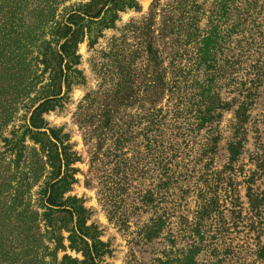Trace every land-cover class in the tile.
<instances>
[{
	"label": "trees",
	"instance_id": "16d2710c",
	"mask_svg": "<svg viewBox=\"0 0 264 264\" xmlns=\"http://www.w3.org/2000/svg\"><path fill=\"white\" fill-rule=\"evenodd\" d=\"M68 1L71 0H0V140L14 156L7 163L0 152V264H100L101 258L110 252L108 243L100 239L97 226L87 225L90 210L85 208L82 199L64 198V193L77 181L78 169L72 165L80 161V156L72 149L69 134H62L59 128L44 129L42 114L60 105L65 99V90L76 82L74 77L82 75L74 68L80 60L78 43L86 35L89 46L97 42L99 33H91L94 22L113 26L117 18V12L113 11L120 0H89L65 7L62 20H57L58 8ZM122 3L119 8H138L137 0ZM196 3V0H168L167 10L162 15L160 36L172 33L177 40L181 36L191 43L190 55L187 43L176 56L175 49L171 83L165 80V68L152 75L151 86L146 83L149 68L153 67L151 35L155 32L152 23L156 15L153 4L149 16L131 27V31L136 32L137 42L127 55V67L133 66L131 75H127V122L115 116V109H108V105L119 98L113 97L115 100L96 111L92 91L86 93L74 114L90 156L89 171L105 172L108 182L99 190L105 205H109L115 192H121L127 196V218L134 219L158 205L153 197H162L163 214L151 215L138 226L147 239L161 235L167 221L166 210L174 212L187 204L193 181L205 182L203 177L209 172L207 161L213 159L219 142L225 140L229 162L238 158L247 133V106L256 99L264 83V0H214L208 19L209 31L201 36L197 35V19L191 14ZM111 12L108 22H102L103 16ZM98 17L101 19L96 20ZM234 17L235 22L226 28L227 36L239 34V37L225 48L228 54L222 60L216 57L218 47L221 50L218 30ZM25 21L29 24L24 31L29 32L28 35L18 31ZM179 46L178 43L177 48ZM218 65L221 70H227L225 74L216 68ZM201 67L217 69L213 71L214 81L219 82L220 90L212 88L213 80H208L209 86L198 87L195 80L188 82L192 72ZM129 79H132L131 84ZM155 83L161 95L170 91L168 109L155 111L146 107L144 91ZM21 108H26L24 115L26 118L29 115L28 122L20 126V130L12 131L10 138L2 136ZM228 112L233 118L224 138L218 124ZM27 136L32 145L25 143ZM179 143L197 147L191 160H177L181 157ZM141 160L154 170L155 180L146 188L133 183L135 164ZM229 167L225 168L229 169L228 177L234 173V168L230 164ZM224 172L211 171L218 176L216 187L221 186ZM93 180H86L85 185L96 189L98 186H94ZM35 184L39 187V197L35 205H31L29 192ZM202 186L200 191L209 187ZM172 191L179 194L175 201L166 199V194L174 196ZM215 191L208 189L209 196L199 194L198 207L208 206L216 213L219 203ZM255 197L252 190L247 189L252 208H255ZM178 218L185 226V238L193 240L196 225L190 226L188 218L181 214ZM63 229L69 232L68 247L80 252L83 259L64 254L58 262L56 252L65 248ZM50 243L54 244L53 248Z\"/></svg>",
	"mask_w": 264,
	"mask_h": 264
},
{
	"label": "rangeland",
	"instance_id": "374dc122",
	"mask_svg": "<svg viewBox=\"0 0 264 264\" xmlns=\"http://www.w3.org/2000/svg\"><path fill=\"white\" fill-rule=\"evenodd\" d=\"M88 1L71 0L61 5L57 11V20H62L65 7L71 8L78 3H87ZM196 1V7L192 8L191 14L197 19L199 28L197 35L201 36L209 31L208 19L211 16L214 0ZM122 2L124 0H120L113 11L117 12V18L113 26L106 27L103 24L102 26L100 21L91 25L93 28L95 27L91 30V33L93 35L99 33L97 42L93 46H89L87 35L78 43L77 54L80 55V60L74 68L81 71L82 79L80 75H76L74 77L76 82L71 84L69 90H65V99L62 100L61 104L42 114L45 123L44 129L59 128L62 130V134H69V143L80 156V161L72 165L78 169L75 174L77 181L64 193V198L76 196L82 199L85 208L90 210L87 225L93 223L97 226L101 235L100 239L108 243L110 250L108 254L101 258L100 264H264V83L259 87L255 96L256 99L252 101L250 106H247V133L240 146L238 158L234 159V162H229L225 150V140L223 139L215 147L213 159L207 161L209 162L207 164L209 172L203 177L205 180L203 184L209 185V190H216L214 194L217 196L219 203L216 213L211 212L208 206H204L205 209L198 207L201 200L199 194L209 196L210 193L205 187L200 191L203 187L202 181L194 179L187 204L183 208H176L174 212L166 210L164 216H166L167 221L165 226L162 227L161 235L158 238L147 239L143 236L144 233L139 231L138 226L151 215L156 217L163 214L162 197L159 195L153 197L154 202H157L158 205L155 208L152 207V210L148 211L147 214L134 219L127 218V196H124L123 193L115 192L109 205H105L101 199L99 190L102 185H107L108 181L104 177L105 172L99 173L95 169L89 171L90 156L87 147L83 144L79 127L74 120V114L80 102L86 93L92 91V95L95 97L94 109L97 111V108H105V105L111 103V100L119 98L115 100L116 103L109 104L108 109H115V116L127 122V75H131L133 69L130 64L127 67V55L130 49L135 48L137 42L136 32H132L131 27L149 16V10L153 4L156 14L152 23L155 32L151 35L154 49L153 67L149 68L146 83L151 86L152 75L155 76L156 71L159 72L163 68L167 72H165V80L170 82L171 73L173 72L172 57L175 49L177 50L176 56L184 43H187V52L189 55L191 52V43L186 42V38L180 36L177 40L172 33H168L166 36L159 35L158 28L162 22V15L167 10L168 0H137V9L127 6L123 9L119 8L123 4ZM198 5L200 8L199 13H197ZM113 12L106 15V17L103 16L102 22L107 23V17L111 16ZM101 17L96 20H100ZM234 20H236L235 17L229 19L218 30L219 37H221L219 39L221 40V50L218 47L216 57H221L222 60L228 54L227 47L232 46L233 40L239 37V34L227 36L228 30L226 28L232 22H235ZM28 26V22L25 21L24 25L19 28V33L28 35L29 32H24L27 31ZM178 43L180 46L177 48ZM143 62L142 60L141 67ZM218 63L222 64L221 60ZM143 67L145 66L143 65ZM216 68L219 69V65ZM217 69L205 70L203 67L198 68L197 71L192 72V78L189 77L188 82L195 80L197 87L209 86L208 80H215L213 71ZM221 71L225 74L227 70ZM131 80L129 79L130 84ZM156 80L161 85L160 78ZM217 84L219 82L214 81L211 86L215 90H220ZM160 92L156 83L152 84L148 91H144V100L147 102L146 107L155 111L170 107L171 100L169 98L172 96L170 91H165L163 95ZM37 104L38 102L35 103L34 107ZM154 110H151V112H154ZM26 113V108L19 109L13 115L7 128L4 129L2 136L10 138L12 131L20 130V126L28 122L29 115L26 118V115H24ZM111 114L113 112H110ZM232 118V113L228 112L223 114L220 119L218 126L223 131L224 138L227 135V127ZM25 143L32 145V141L28 136ZM178 146L181 150L179 156L182 157V160L181 157H178L177 160L179 162L183 160L186 162L187 159L191 160L197 147L193 148L186 145V143H179ZM0 152L3 153L7 163L13 160L14 156L7 150L2 140H0ZM124 152L127 153V149H124ZM163 154L164 151L161 152V156ZM99 158L102 159V156L100 155ZM229 164L234 168V173H231L230 177L226 172L229 169H225L226 167L230 168ZM105 168L108 169V167ZM152 168L153 166L148 163L145 164L143 160L137 162L135 164L134 186L139 188L150 186L151 182L155 180ZM222 170L225 171L222 175L223 178L221 177L223 181L221 186L216 187L219 182L217 181L218 176L212 175L211 171L219 172ZM0 171H2L1 168ZM92 178H94V186H98L96 189L85 185V181ZM249 188L256 195L253 200L255 208H252L247 198V189ZM38 189V184L33 185L30 189L31 205H35L37 202ZM172 193L174 196L166 194L167 200L175 201L177 197L179 198L177 191H172ZM202 210L204 211L201 212ZM40 212H43V210L40 209ZM180 214L188 218L191 223L190 226L194 227L196 225L193 240L185 238V226L179 222L178 218ZM67 226L70 227V224L67 223ZM68 234V231L62 230V235L65 237L63 240L65 248H60L56 252L58 262L64 254L79 260L83 259L80 252L68 247L69 242L66 239ZM49 246L53 248L54 244L50 243ZM48 260H50L49 257Z\"/></svg>",
	"mask_w": 264,
	"mask_h": 264
}]
</instances>
